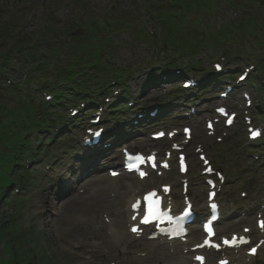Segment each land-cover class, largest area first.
Wrapping results in <instances>:
<instances>
[{"label": "rangeland", "instance_id": "1", "mask_svg": "<svg viewBox=\"0 0 264 264\" xmlns=\"http://www.w3.org/2000/svg\"><path fill=\"white\" fill-rule=\"evenodd\" d=\"M147 1L0 0V22L8 20L14 36L22 37V45L25 47L27 44H33L32 42L36 40L37 34L40 35L38 38L40 45H43L45 39L50 44L52 40L58 41L61 39L74 44L78 40L75 39V36L70 35L71 31L74 32L75 29L82 28L80 21L84 20L85 22L86 12L94 16V18L102 17L107 12L113 14L115 19H119V14L121 15L122 10L125 11L131 15L126 21L135 22L131 23L133 27L107 35L106 38L107 41L109 40L113 44L111 48H115L111 56L119 60L123 64L122 66H125L129 71V75H126L129 76L128 86L131 91L129 97L134 99L139 97L143 84L148 79L147 70H151L150 74H154L153 76L157 77L158 75L160 76L162 71H165L168 75L179 71V75H182V72L192 67L189 66L191 62L189 60L187 62L186 57H182L181 66H172L171 63L165 61L161 48L155 49L153 47L154 44H150L151 41L148 43V41L136 42L134 40L132 47L131 45H123V42L132 40L136 34L140 33V29L146 23L144 13L148 10V6H151V13L155 14L156 17L158 14L156 12L158 11H166L170 15V12H168L170 6H168L167 0ZM188 1L190 3V0ZM241 1H243V7L240 8L242 16L238 21L235 12L230 7H227L229 0H213L210 12L206 10L204 12L201 8L199 10H190L182 17L181 21L185 23L183 32H186L188 37V40H184L186 42L185 45H193L192 42L196 43L201 40L197 46L198 50L196 52L198 53L189 54L192 56V62L200 70L197 71L198 74H205L206 69L212 72L215 62L220 63L225 72L231 71V75L235 80L236 78L238 79V75L242 72L249 73L248 79L240 87L241 91L249 95L248 99H239V97L234 96L235 99H238L237 104L233 100L225 101L226 103H224L231 112L237 115L235 124L228 129L224 127L223 123L217 122L215 133L212 135L208 133L204 119L206 117L212 120L214 117L212 110L209 112L205 111L207 110L206 107H215L220 104V102H217V98L211 97L214 95L213 88H210L211 85L206 86L203 92H199L202 93L201 95L204 98L203 103L202 98L195 100L193 94L188 95L186 101L183 100L179 103L167 101L168 104L170 102L168 107L170 115L165 118H171V120H168L173 122L172 126H176L177 123L174 118L176 116L183 118L190 112L189 107L195 104L194 106L199 114L192 121L194 134L190 142L184 145L185 155H187L191 170L194 172V174L187 175L190 182V193H194V198L197 197L202 202L205 201L207 190L204 186L199 185L202 184L199 174H201L203 166L200 165L201 163L196 155V149L201 146L204 153L213 161L214 166L218 169H223L229 175L224 186L223 199L228 198L229 200V197H233L238 200V195L244 192L245 185H248V189L251 190L249 193L252 197L248 196L242 202L238 201L239 208L236 210L242 212V209H246L249 212L254 206L250 210V214L241 220L237 212L236 217L231 221L232 223L227 227H223V229L228 233L233 230H240L242 226H245L251 227L252 234H256L254 223L258 217V209L262 205V198L258 199V197H261L264 193V140H261L262 142L258 145L255 142H249L248 129H264V36H262L260 45L249 43L241 39L242 29L241 32L238 29L232 30L229 28V24L234 21H237V23L241 21V25L243 24L244 28L252 31L254 28L264 34V8L260 7L258 9L256 5L249 8L246 2L251 0ZM180 6L184 8L186 5L180 4ZM114 8L117 9L116 13H112ZM191 8L193 7L191 6ZM245 8H248V10L245 11ZM174 10L176 13L180 11L178 7H175ZM250 10L257 12L258 15L255 19H253L255 15ZM116 23L117 21H113L110 22V25L115 26ZM153 23L158 25V18L154 19ZM167 23L176 25V22L167 21ZM151 32H154L153 28H151ZM215 32L216 36L227 33L232 34L230 36L231 39H226V43L222 45L215 38ZM201 33L205 37H201ZM90 36L93 39L94 32H90ZM208 44L212 46V49L207 47ZM40 50L42 53L44 52V49ZM172 52L173 49L170 46L169 54L171 59ZM226 53L229 54V58ZM174 57L177 58L176 56ZM163 67H165L164 70ZM13 74L16 78L19 77V72L14 71ZM224 75L227 74L222 72L221 75L216 76L223 78L225 77ZM190 76L198 80L202 78ZM19 80L21 79L17 81L20 82ZM163 85V87L152 90L149 96L144 94L146 97L141 98L144 105H147L148 100L146 101V99L149 98L158 96H163L165 99L169 98L171 90H175L174 88L182 85V83L181 81L178 83L163 82ZM212 99L216 101L210 103ZM39 100L41 99L38 95L32 98V101H36V106ZM135 109H137V106ZM180 109H183V111L181 112ZM122 115L124 113L120 111L118 116L122 117ZM10 118L13 119L11 116ZM65 120L67 128L62 133L61 131L56 133V136H58L56 141H61L62 145H67V148L60 150L58 155L51 161H42L43 163L38 166L41 169L38 174H28L23 171L20 164H23L24 161L21 162L19 156H17L18 162L16 163L19 164L15 165L12 173L23 176V183H18L20 192L15 195L13 194V189L7 192L8 188L1 185L4 188H1L0 191L6 190V194L4 198L2 197L3 202L0 201V229H5L8 235L13 238L14 234H19L20 242L15 241L14 253L9 249L5 251L7 254L2 252L4 245L3 243L0 245V264H108V261L110 263L114 260V257L119 260L120 251L132 250V252H136L138 249L148 250L150 256L155 258L149 261V264H174L172 257L164 258V249H158L151 244L148 246V243L143 240H132L133 238L127 234V229L121 224L120 217L116 216L120 212L122 216V212L126 208V197L131 196V193L149 189L150 187H157L165 182H160L156 177H152L144 183H135L136 180L130 178L116 185L108 179L107 173H102L94 176V178L89 176L74 183L73 180L81 172L79 174H77L78 171L73 173L76 167L72 160L79 153L77 144L69 136L71 135L70 129L73 122H70L69 117ZM188 120L184 119L183 122ZM178 121H182V119ZM146 127H139L138 129L145 131ZM59 129L60 127L57 128V130ZM134 130L136 131V128H129V131ZM36 136L35 134L32 139ZM177 137L176 141H178ZM43 140H45L44 135L41 136L40 142ZM147 140V138H144L137 141L136 145H140V142ZM46 145H49V143ZM131 145L135 146V143L132 142ZM169 145L170 142L167 140L157 145H153L150 142L143 143L145 148L162 147V150L169 148ZM97 160L99 161L100 157ZM2 168L4 167H0V174L2 173ZM167 180H171L170 183L175 197H177L178 192L176 190L180 191L179 185L182 182V177L172 170L170 175L167 176ZM60 184L67 187V190L64 191L66 193L59 194L57 192L62 187H60ZM21 191H24V193L22 194ZM114 217L116 221H114ZM111 218L113 222L110 220ZM107 220L110 222H107ZM110 229H115V234H118V237L109 234L107 230ZM104 231L107 234L106 236ZM7 239L9 238L5 237V241ZM140 243L142 245H137ZM77 245H81V250H77ZM112 245L116 246L114 255L110 250ZM84 248L92 252L90 259L80 258V252ZM101 254H105L106 258L111 256L112 260H102ZM95 256H100L101 258L97 260ZM8 257L11 262H3L6 259L8 260ZM135 258L138 260L133 259L135 261L131 260L128 264H142L143 260H139L142 257ZM263 258L264 249L255 258L254 264H261Z\"/></svg>", "mask_w": 264, "mask_h": 264}, {"label": "trees", "instance_id": "2", "mask_svg": "<svg viewBox=\"0 0 264 264\" xmlns=\"http://www.w3.org/2000/svg\"><path fill=\"white\" fill-rule=\"evenodd\" d=\"M229 1L234 3L239 10L243 7L241 0L239 2L236 0ZM263 1L245 2L249 8L256 4L259 9L263 6ZM247 10L248 8H245V11ZM250 11L255 15L253 17L255 19L258 15L257 12L255 10ZM22 44V37L15 38L8 20L0 22V167H4L0 174V189L4 188L1 185L8 186L12 182H19V177L17 174H13L12 170L18 164L16 163L18 162L17 156L24 152L26 146L25 138L22 140L24 137L21 132L23 125L29 126L30 124V127L35 125L36 129L42 130L45 123L42 120L47 117V122H51L48 114L50 108L46 107L43 102L34 106L36 103L32 101V98L36 91L30 89V85L36 80H40L43 83V88L49 89V83L54 80L50 71L54 70L55 66L58 69L62 68L60 61L56 59L58 54L52 55V52L58 48L50 49L47 55H42L38 47L34 48L27 45L25 47ZM97 56V54L90 56V61L87 62L83 58H79L76 63L70 64L68 67L66 64V67L62 68L64 71L60 72V75L62 74L64 77L61 75L62 78L58 77L54 82L60 80L63 82L61 84L64 85L53 86L55 88L53 89L54 94L56 90L58 98L53 104L54 107H59L62 100L77 98L82 92L89 94L98 92V86L105 84L103 83L104 77L99 79L103 64L102 59ZM12 62L16 63V66ZM107 67L110 66L107 65ZM12 70L22 75L25 74V78L18 83L7 82L10 80L9 75L13 73ZM36 122L37 124H35ZM6 235L7 231L1 228L0 243L5 241ZM5 244L6 249L12 250V253L15 252L12 242L7 240Z\"/></svg>", "mask_w": 264, "mask_h": 264}, {"label": "bare ground", "instance_id": "3", "mask_svg": "<svg viewBox=\"0 0 264 264\" xmlns=\"http://www.w3.org/2000/svg\"><path fill=\"white\" fill-rule=\"evenodd\" d=\"M213 101H215V99H212L210 101V103H213ZM131 202H133V200L130 201V203ZM259 238H257V239H259ZM172 246H174V245H172ZM239 251L240 252H238L237 256L236 255L231 256L234 263L239 261V262H241V264H244V263L245 264H251L253 262L254 257H248L247 255H245L246 253H242V250H239ZM225 255L226 254H223V256H225ZM144 263L147 264L145 261H144ZM193 264H195V263H193Z\"/></svg>", "mask_w": 264, "mask_h": 264}, {"label": "snow or ice", "instance_id": "4", "mask_svg": "<svg viewBox=\"0 0 264 264\" xmlns=\"http://www.w3.org/2000/svg\"><path fill=\"white\" fill-rule=\"evenodd\" d=\"M242 79H243V77H242ZM221 111H222V110H221ZM255 135H256V133L253 132V136H255ZM141 175H143V173H141ZM152 195H154V193H153V194H150V197H151ZM150 197H149V198H150ZM212 207L215 208L216 206L213 204ZM157 211H158V209H150V216H151L152 218H155L156 215H157ZM185 214L187 215L188 213L186 212ZM143 222H144V223L149 222V217H145V219H144ZM260 226H261V228H264V221H262V222L260 223ZM132 231H133V232L137 231V228L133 227V228H132ZM225 242L227 243L228 241H225ZM251 252L254 254V253L256 252V249H255V248H252V249H251ZM196 259L202 261L203 258H202V257H197ZM222 264H223V262H222Z\"/></svg>", "mask_w": 264, "mask_h": 264}]
</instances>
